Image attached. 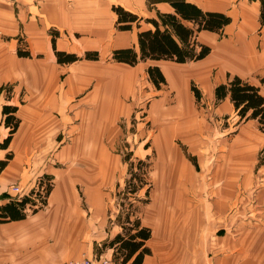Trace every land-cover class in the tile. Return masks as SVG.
I'll use <instances>...</instances> for the list:
<instances>
[{
    "label": "crops",
    "instance_id": "obj_1",
    "mask_svg": "<svg viewBox=\"0 0 264 264\" xmlns=\"http://www.w3.org/2000/svg\"><path fill=\"white\" fill-rule=\"evenodd\" d=\"M174 2L229 17L218 30H195V41L210 47L206 56L112 58L121 48L139 55L138 32L153 28L146 19L178 15ZM114 6L136 14L138 25L120 29ZM57 51L78 58L58 60ZM149 66L160 68L164 88L149 82ZM233 76L264 96V0H0V264L82 256L135 264L140 248L122 263L120 242L112 240L141 226L150 236L140 264H264V133L251 118L230 129L238 115L229 95L216 99L215 87ZM3 105L16 106L11 134ZM144 111L148 145L138 157L151 155L147 198L126 211L118 201L129 182L126 154L112 146L123 120ZM225 115L233 121L220 128L212 118ZM143 123L135 122L134 135ZM38 178L49 181L41 206L18 205L10 187L33 192ZM141 188L126 193L133 198ZM11 201L23 216H4L1 207Z\"/></svg>",
    "mask_w": 264,
    "mask_h": 264
},
{
    "label": "trees",
    "instance_id": "obj_2",
    "mask_svg": "<svg viewBox=\"0 0 264 264\" xmlns=\"http://www.w3.org/2000/svg\"><path fill=\"white\" fill-rule=\"evenodd\" d=\"M174 13H158L157 18H147L146 20L153 25V28L141 30L138 32L139 55L132 48H121L113 51L112 58L117 61H123L129 64H134L138 59H168L176 62H186L191 60H198L206 56L210 47L204 44H198L195 41V30H218L224 24L229 22V17L223 13L202 11L195 5L186 2H174ZM113 9L117 13V23L120 29L131 28V23L136 22L138 25L139 17L120 6H114ZM181 19L189 20L197 24L193 29L185 25ZM174 34L180 43H178L172 36ZM198 46V50L196 49ZM19 55L25 56L28 53L18 50ZM58 60H76L78 57L74 54L64 53L62 51L56 52ZM87 58H93L95 55L87 52ZM147 74L152 83L159 88L160 83L165 82V78L160 68L157 66H149ZM195 97H199L198 89L191 86ZM229 95V98L234 106L236 114L240 120L256 119L259 129L264 133V96L260 93L259 87L251 84L238 76H233L226 83H221L215 87L216 99H223ZM16 110L14 105H3L2 111L4 114V123L11 127L10 134L14 132L17 127L18 119L13 115ZM10 134L4 139L2 145L6 146L10 140ZM264 163V148L261 157ZM5 162H0V168ZM137 186H133L130 190H137ZM25 200L17 203L23 205ZM14 202H8L1 207L4 211V216L10 218H17L23 216L20 212V207ZM134 225L139 226L137 219L134 220ZM124 238L119 234L115 236L112 242L119 241L122 254V263L127 261L131 253L140 248V251L134 259L135 264H140L143 254L149 252V249L144 246V240L150 236V229L147 227H140L135 234H129ZM135 236L140 239L133 240Z\"/></svg>",
    "mask_w": 264,
    "mask_h": 264
},
{
    "label": "rangeland",
    "instance_id": "obj_3",
    "mask_svg": "<svg viewBox=\"0 0 264 264\" xmlns=\"http://www.w3.org/2000/svg\"><path fill=\"white\" fill-rule=\"evenodd\" d=\"M149 82H151V84H152L151 80ZM143 84H145V82L141 81L140 85L142 86ZM153 87H155L157 90L164 88L165 82L160 83L159 88H157L154 85H153ZM146 88H142V90L144 89V92H145ZM146 108H147V106L142 104V108L139 110L143 111V110H146ZM136 113L133 112L132 117L130 119H128L126 122H125V120H123L124 123L127 124V127H126L124 133L119 136L118 142L112 146L114 151H119V152L126 154V156H125L126 159L124 162V167H125L124 170L126 171L127 177L129 179L128 180L129 182L127 183L128 190L133 188V186L142 187L141 189H139L140 191L137 194V196L135 195L133 198L131 197V195L126 193L127 188H125L126 191L123 194L119 193L120 195H119L118 201L121 204H123L122 208H124L126 211L129 209L131 204L135 205V206H143L142 203L144 201H146L145 199L147 198V193L145 191H146V189H148L147 171L151 167V155L143 156L141 158L138 157V155L141 152H144V150L147 149V145H148V142L145 143V142H142V140H141L142 139L141 135H144L143 141L146 139V133H147L146 130L148 128V126H147L148 123L145 122L146 119L144 118L142 120L144 115H146V111H144L143 114H141V112H140L138 114V115H140L138 117V119L134 118ZM212 120L213 121L218 120L219 123H222V124H220V128H223L225 126L227 127V125L229 123H232V121H233L232 118H230L228 115H225L224 117H221V118H217V116H213ZM220 120H221V122H220ZM135 122H144L143 123L144 127H142V128L145 131H142L141 134L137 133V136L134 135V133H133L134 132L133 125H135ZM240 122H241V120L239 119V116H237V118L235 117V122L233 123L234 125H232L230 129H233L234 126H237ZM258 129H259V126H258ZM226 130L228 131L229 129H226ZM263 148H264V146H263ZM263 148L259 151L258 159H259L260 163H262L261 157H262ZM216 149H218V148L215 147L214 150H216ZM215 155H216V153L214 154V157H217V155L216 156ZM132 217H134V216H132Z\"/></svg>",
    "mask_w": 264,
    "mask_h": 264
},
{
    "label": "built area",
    "instance_id": "obj_4",
    "mask_svg": "<svg viewBox=\"0 0 264 264\" xmlns=\"http://www.w3.org/2000/svg\"><path fill=\"white\" fill-rule=\"evenodd\" d=\"M47 185L49 186V181H43L42 178H38L36 189L33 192H23L19 184H13L10 188L13 192H15L18 201H28L27 207L29 210H32L41 206L47 195ZM102 263L112 264V262L108 259H103ZM67 264H93V261L87 256H82L79 258L70 259Z\"/></svg>",
    "mask_w": 264,
    "mask_h": 264
}]
</instances>
